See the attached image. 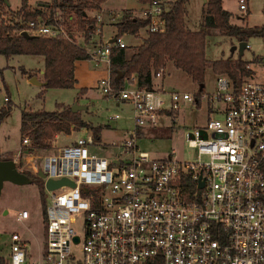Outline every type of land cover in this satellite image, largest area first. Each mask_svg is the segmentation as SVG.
<instances>
[{
  "label": "built area",
  "instance_id": "1",
  "mask_svg": "<svg viewBox=\"0 0 264 264\" xmlns=\"http://www.w3.org/2000/svg\"><path fill=\"white\" fill-rule=\"evenodd\" d=\"M237 6L247 12L246 0H237ZM164 11L159 0L149 2L143 13L146 33L165 32ZM94 19L91 35L103 36L102 12ZM24 25L19 36L74 40L60 18L55 24L38 19ZM113 47L127 45L115 35L83 48L89 61L109 66ZM98 87L105 97L131 106V130L109 145L111 158L91 154L89 148L101 142L86 129L69 145H59L56 134L43 151L22 139L13 162L40 181L43 247L34 259L27 242L12 233L9 254L0 253V259L5 264H264V77L235 87L226 75L216 76L215 92L199 97L208 100L214 116L186 133L191 161L152 158L138 141L160 118L175 123L181 105L197 104L195 98L139 88L135 76L119 89L110 77ZM61 180L72 185L46 187ZM16 219L26 221L29 214L22 211Z\"/></svg>",
  "mask_w": 264,
  "mask_h": 264
},
{
  "label": "rangeland",
  "instance_id": "2",
  "mask_svg": "<svg viewBox=\"0 0 264 264\" xmlns=\"http://www.w3.org/2000/svg\"><path fill=\"white\" fill-rule=\"evenodd\" d=\"M11 9H16L20 5V0H7ZM86 1V0H81ZM166 9L171 0H159ZM249 8V16L245 22L240 19L245 16L238 10L237 0H222L223 8L231 13L230 22L237 25H245L251 28L264 27V0H246ZM37 0L32 1L35 4ZM49 3V2H46ZM203 0H189L186 6V19L188 26L192 30H199L201 24V14ZM149 2L143 3L141 0H106L97 10H86L88 17L93 19L97 12H102V30L104 38L107 39L110 33L114 32V27L110 20V13L118 14L122 17L125 10L130 11L131 17L143 18L144 10ZM7 9V5H0V12L6 15L12 14L13 10ZM104 12V13H103ZM248 12V11H247ZM109 23V24H108ZM69 31L83 40V34L76 33L74 23L68 24ZM114 26H116L114 24ZM140 38L146 37L145 30L140 31ZM95 35L90 36V40ZM79 39L74 40L76 44L81 43ZM124 43L137 45L142 40L135 39L131 35L121 37ZM89 40V42H90ZM89 42H87L89 44ZM242 55L239 52V43L235 39L224 37L219 33H212L206 37L205 58L207 60L205 68L204 89L202 95L209 97L215 92L216 75L212 72V62L217 60L238 59L246 62L251 74L245 80L257 81L264 77V38H253L247 43ZM235 49L232 51V49ZM93 71L99 70V66L89 63ZM43 67L42 57L36 56H13L5 58L0 56V109L10 106L9 113L0 121V158L13 161L14 156L21 142L20 134V114L22 111H54L57 105L71 107L74 104L86 107V110L79 112L81 118L93 127H99L100 145L89 148L91 154L96 156H107L111 158L114 152L109 145L112 142L121 141L127 137L133 123L131 120L132 108L126 103H120L116 107V101L104 96L101 87L97 90H88L85 96H78L77 88L70 89H46L41 91L39 87L29 84L27 76L22 74V70L27 73L36 72L38 79L42 81L39 71ZM166 71L157 82L162 83L165 91H176L187 93L196 98L198 86L191 82L187 75L179 70ZM201 95V96H202ZM40 96V97H39ZM202 96V97H203ZM201 97V98H202ZM118 115V120H108L109 117ZM209 115H211L208 100L202 98L199 104L184 103L181 105L175 117V123L170 119L163 118L156 121L157 127L146 129L141 135L138 146L141 151L147 152L152 158L164 159L171 156L178 161H191L193 155L186 143V133L197 127L205 125ZM214 116V115H211ZM85 130H74L69 135L58 133L60 136L59 145H69L79 137L85 135ZM87 133V132H86ZM56 135V134H55ZM54 135V136H55ZM53 136V137H54ZM22 162V160H20ZM22 166V164L20 165ZM28 183L14 185L4 183L0 194V253L7 257L10 249V235L17 233L23 241L27 242L28 251L35 259L43 247L44 240V210L41 203L45 201V196L41 186L28 176ZM26 211L29 219L17 221L18 213Z\"/></svg>",
  "mask_w": 264,
  "mask_h": 264
},
{
  "label": "trees",
  "instance_id": "3",
  "mask_svg": "<svg viewBox=\"0 0 264 264\" xmlns=\"http://www.w3.org/2000/svg\"><path fill=\"white\" fill-rule=\"evenodd\" d=\"M106 0H50L45 3L44 9L30 10L29 0H21L20 9L10 15L0 12V56L12 58L13 56H36L44 60L43 82L46 89H70L74 87V62L89 60L86 50L75 43L74 40L62 38L23 37L17 33L26 29L25 25L42 19L46 23L55 24V19H63L69 36L68 24H73L75 30L82 33L84 41L90 40L95 27V19L86 15V10H98ZM143 3L151 0H141ZM188 0H171L164 11L166 30L163 34H149L142 39L136 47L119 48L110 50L109 77L115 88H122L124 81L130 76H135L139 88L153 89L152 80L155 74L165 68L167 61H172L177 70L184 72L192 83L198 86L195 95L197 105L199 97L203 93L205 68L206 37L219 33L224 37L235 39L238 43H248L253 38H264V27L251 28L245 25L232 24V15L222 6V0H206L202 30L192 33L185 29L184 15L185 4ZM0 5H5L0 0ZM249 13L246 12L240 21L245 22ZM148 19L139 17H124L116 24V38L124 34L136 36L148 26ZM90 43V42H89ZM212 72L218 75H226L239 87L251 72L246 62L226 59L212 62ZM30 80L35 73H27L22 70ZM85 89L79 92L83 94ZM54 111H22L20 114L21 141L25 137L30 140L32 148L45 150L49 148V141L55 134L69 135L71 130L86 128L92 131L96 140H99L100 129L85 122L79 113H72L70 107L57 105ZM10 106L0 109V121L9 113ZM8 161V159H1ZM27 177L29 173L22 172ZM38 186L40 181L34 179ZM43 195V194H41ZM43 206V202L41 203ZM0 264H5L0 259Z\"/></svg>",
  "mask_w": 264,
  "mask_h": 264
},
{
  "label": "crops",
  "instance_id": "4",
  "mask_svg": "<svg viewBox=\"0 0 264 264\" xmlns=\"http://www.w3.org/2000/svg\"><path fill=\"white\" fill-rule=\"evenodd\" d=\"M32 1H34V0H29V2H28V6H29V8H30V10H36V9H44V8H46L45 7V3L46 2H50V0H37V2L35 3V4H33L32 3ZM189 2V0L187 1V3ZM187 3L185 4V13H186V6H187ZM103 4V3H102ZM101 4V5H102ZM6 5H7V9H11L10 8V5H9V3H8V1L6 0ZM101 5H100V7H99V9L97 10V11H100V8H101ZM20 6H21V0H20V5H19V7H17L16 9H11V10H13L12 11V13H15V12H17L19 9H20ZM205 6H206V2H204L203 3V7H202V14H201V24H200V29L199 30H192V29H190V27L188 26V22H187V19H186V14L184 15V24H185V29H186V31H188V32H192V33H196V32H200L201 30H202V25H203V19H204V10H205ZM130 11H132V10H125L124 11V13H123V15H122V17L120 18V17H118V14H115V13H110V20H111V23H113L112 25H109V27H114V32L113 33H110L109 35H108V37H113V36H115L116 34H117V28H116V26H114V24L116 25L117 23H119L124 17H126V16H130V14H131V12ZM247 11H248V13H249V8H248V5H247ZM104 13V12H103ZM86 15L88 16V14L86 13ZM249 16V15H248ZM131 17V16H130ZM94 18V17H93ZM140 18V17H139ZM143 19V18H142ZM104 20V19H103ZM109 24V23H108ZM103 27V26H102ZM103 31V30H102ZM142 31V30H141ZM76 33H78L77 31H76ZM73 34V33H72ZM140 34V33H139ZM139 34L138 35H136V36H132L133 38H135V39H140V40H142L143 38H140V36H139ZM125 35H128V34H124L123 36H125ZM122 36V37H123ZM107 37V38H108ZM73 38H74V40H76V39H79L78 38V36H75V34H73ZM105 41H107V39H105L104 38V35L103 36H95L93 39H91L90 40V43H103V42H105ZM79 42H81V43H78V45L79 46H82V47H85V48H87V49H89V44L88 43H86L85 41H84V37H83V40L82 41H80V39H79ZM142 42V41H141ZM141 42L139 43V44H137V45H129V47H136V46H138V45H140L141 44ZM83 43H86V45H83ZM126 44V43H125ZM127 45V44H126ZM205 47H206V42H205ZM43 59V58H42ZM89 63H92L91 61H89V60H85V61H81V60H78V61H75L74 62V71H73V74H74V79H75V84H74V88H77L79 91H78V96L80 97H82V96H85V95H87L88 94V90H90V89H92V88H95V89H99V85H100V83H101V81L102 80H104V79H106L107 77H109V66L108 65H106L104 62H102V63H99L98 65H95L96 67L97 66H99L98 68H99V70H97V71H93L92 69H91V66L89 65ZM170 68H173L174 70H176V68L174 67V65H173V62L172 61H167L166 62V65H165V68L161 71V77H159V78H153V80H152V86H153V89H155V90H163V91H165L164 90V88H163V85H162V83H159V82H157V80L158 79H161L162 77H163V75H164V73L166 72V71H168L169 72V70H171ZM43 69H44V60H43V67L41 68V70L39 71V75L42 77V80H43ZM25 71V70H24ZM180 71V70H179ZM25 72H27V71H25ZM182 72V71H181ZM31 73H35V77L37 78V80L38 81H41L40 79H38V77H37V74H36V72H34V70H33V72H31ZM183 74H185L184 72H182ZM186 75V74H185ZM25 76H27V75H25ZM188 77V76H187ZM189 78V77H188ZM28 79V78H27ZM261 80V79H260ZM28 82H29V79H28ZM40 88V90L41 91H43V87H39ZM82 89H85V92L83 93V94H81V95H79V92L82 90ZM167 92V91H166ZM169 92H171V91H169ZM40 97V96H39ZM120 103L121 102H118V101H116V107H119L120 106ZM128 105V104H127ZM160 119H163V118H160ZM95 127V126H94ZM99 128V127H98ZM81 129H86V128H81ZM100 129V128H99ZM86 130H88L90 133H92V131L91 130H89V129H86ZM93 134V133H92ZM99 140H100V138H99ZM101 142V141H100Z\"/></svg>",
  "mask_w": 264,
  "mask_h": 264
},
{
  "label": "water",
  "instance_id": "5",
  "mask_svg": "<svg viewBox=\"0 0 264 264\" xmlns=\"http://www.w3.org/2000/svg\"><path fill=\"white\" fill-rule=\"evenodd\" d=\"M4 1L6 3V0ZM203 1L206 2V0H203ZM22 36L29 37V38L32 37L25 32L22 34ZM245 49H246V43L244 42L239 43V52L241 55ZM234 50L235 49L233 48L232 51ZM29 84L36 86V87L45 86V83L43 81H38L36 77H32L29 80ZM70 109H71V112L75 114V113H79L82 110H86V107L74 104L70 107ZM39 177L42 178V175L39 174ZM28 181H29L28 177L17 170L13 161L0 160V194H1V190H2L4 183H11L14 185H23L25 183H28ZM66 184H71V183L68 182L67 180H61V181H56V182L49 181L46 187L50 190H53V189H57L60 186H63ZM199 186L202 187V183Z\"/></svg>",
  "mask_w": 264,
  "mask_h": 264
}]
</instances>
